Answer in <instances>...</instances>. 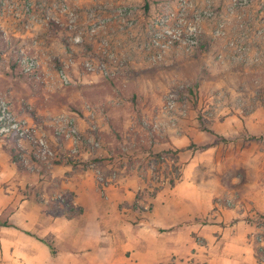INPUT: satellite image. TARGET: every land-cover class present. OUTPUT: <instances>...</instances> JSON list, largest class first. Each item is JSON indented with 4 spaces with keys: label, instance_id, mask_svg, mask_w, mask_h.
I'll list each match as a JSON object with an SVG mask.
<instances>
[{
    "label": "rangeland",
    "instance_id": "obj_1",
    "mask_svg": "<svg viewBox=\"0 0 264 264\" xmlns=\"http://www.w3.org/2000/svg\"><path fill=\"white\" fill-rule=\"evenodd\" d=\"M0 94L55 151L38 160L28 141L11 140L19 165H88L103 192L120 166L138 164L146 180L150 173L138 196L150 204L195 152V180L247 213L264 264V130L260 139L192 140L195 120L202 130L233 114L264 120V0H0ZM113 120L117 138L127 137L118 148L99 133ZM182 134L191 138L185 147L147 149L148 137ZM107 146L108 170L83 161ZM50 199L65 202L63 192Z\"/></svg>",
    "mask_w": 264,
    "mask_h": 264
},
{
    "label": "crops",
    "instance_id": "obj_2",
    "mask_svg": "<svg viewBox=\"0 0 264 264\" xmlns=\"http://www.w3.org/2000/svg\"><path fill=\"white\" fill-rule=\"evenodd\" d=\"M113 122L102 123L99 133L118 148L127 137L117 138ZM193 124L197 145L215 137L243 140L248 132L260 139L264 130L256 114L230 115L215 122L213 132ZM134 138L140 141V135ZM148 138L147 149L155 152L191 141L185 134L171 141ZM109 146L99 153L104 157L85 151L83 161H98L108 170ZM15 149L11 140H0V264H262L257 226L245 211L222 204L195 180L201 162L195 152L174 184L163 183L146 204L138 193L150 189V173L146 180L135 161L129 172L120 166L121 178L103 192L88 165L30 170L18 164ZM185 153L179 152L183 160ZM145 154L138 151L132 159ZM56 192H63L65 202L50 199ZM67 206L78 212L69 214Z\"/></svg>",
    "mask_w": 264,
    "mask_h": 264
},
{
    "label": "built area",
    "instance_id": "obj_3",
    "mask_svg": "<svg viewBox=\"0 0 264 264\" xmlns=\"http://www.w3.org/2000/svg\"><path fill=\"white\" fill-rule=\"evenodd\" d=\"M0 139L16 140L20 146L23 141H28L32 145L33 156L38 160H49L55 154L50 141L40 134L35 126L20 118L9 100L2 94H0Z\"/></svg>",
    "mask_w": 264,
    "mask_h": 264
},
{
    "label": "trees",
    "instance_id": "obj_4",
    "mask_svg": "<svg viewBox=\"0 0 264 264\" xmlns=\"http://www.w3.org/2000/svg\"><path fill=\"white\" fill-rule=\"evenodd\" d=\"M203 129H205V130H208V131H210V132H213V130L212 129H209V128H206V127H203ZM259 137L257 136V135H250V136H248V139H258ZM222 140L223 141H225V142H230V141H232V139H228V138H222Z\"/></svg>",
    "mask_w": 264,
    "mask_h": 264
}]
</instances>
